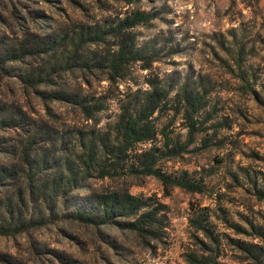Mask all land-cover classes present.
<instances>
[{"label":"rangeland","instance_id":"rangeland-1","mask_svg":"<svg viewBox=\"0 0 264 264\" xmlns=\"http://www.w3.org/2000/svg\"><path fill=\"white\" fill-rule=\"evenodd\" d=\"M130 8L150 13L151 18L132 28L135 46L145 58L130 62L119 82L108 84L96 78L102 72L72 66L50 74L52 84H39L38 89L61 87L99 96L103 107L94 113L98 126L113 119L120 98L147 87L148 78L158 76L172 84L171 95L183 85L204 91L198 117L205 130L184 151L159 162L173 175L185 171L204 189L164 188L150 174L88 177L68 193L64 215L17 234L0 235V253L24 264H185L182 251L194 246L188 216L205 210L217 229L257 242L264 254V197L257 190L264 189V0H0V53L48 32H70L77 22L112 23ZM48 58L28 54L0 63V103L11 102L26 115L16 128L0 129V147L11 142L16 131L24 134L28 122L35 125L40 119L59 126L70 145L76 127L89 129L92 119H84L70 100L43 98L22 80ZM147 61L148 67L141 68ZM84 77L91 80L88 87ZM168 105L156 125L167 123L170 136L183 140L180 114ZM37 139L35 145H40L42 136ZM107 186H126L162 203L156 238L113 222L83 223L66 213L84 203L89 188ZM222 215L243 225L251 220L263 233L235 232ZM244 257L224 242L218 259L222 264H252Z\"/></svg>","mask_w":264,"mask_h":264},{"label":"trees","instance_id":"trees-1","mask_svg":"<svg viewBox=\"0 0 264 264\" xmlns=\"http://www.w3.org/2000/svg\"><path fill=\"white\" fill-rule=\"evenodd\" d=\"M150 18V13L130 8L112 23L77 22L70 32H48L20 43L16 49L6 48L0 53V63L28 54L52 57L54 60L48 58L41 69L24 73L22 80L43 98L70 100L84 119H92L87 131L76 127L71 145L65 133H59V126L40 119L41 123L35 125L28 122L30 126L24 134L16 131L13 142L0 147L3 158L0 161V235L17 234L64 215L62 210L67 204L68 193L82 187L88 177L150 174L164 188L176 185L191 191L204 189L200 180L188 178L185 171L173 175L159 165L160 161L184 151L195 135L205 130L198 117L205 103L204 91L187 89L183 85L171 95L172 84L163 82L158 76L148 78L147 87L120 98L113 119L98 126L94 113L103 107L99 96L61 87L38 89L39 84H52L50 74L72 66L85 68L90 73L93 70L102 72L95 76L97 79L103 77L108 84L119 82L130 62L145 58L142 50L135 46L131 30ZM148 62L140 67L147 68ZM90 81L84 77L86 87ZM168 103L172 104L174 113L180 114V124L185 127L183 140L170 136L167 123L156 125L160 113L170 108ZM25 117L20 107L8 101L0 103V129L16 128L24 123ZM157 135L159 143H156ZM38 136H42L43 141L35 145ZM208 141L203 144L207 145ZM257 190L264 197V189ZM149 199V196L130 192L126 186L89 188L84 203L66 213L83 223L113 222L130 228L139 236L156 238L162 223L158 216L162 203ZM222 218L235 232L254 236L263 233L251 220L243 225L228 221L224 215ZM188 224L194 246L182 251L185 264H222L218 256L224 242L242 251L252 264H264L261 245L217 229L205 210L188 216ZM0 261L24 264L4 253H0Z\"/></svg>","mask_w":264,"mask_h":264}]
</instances>
